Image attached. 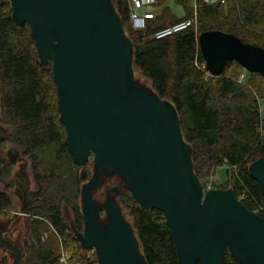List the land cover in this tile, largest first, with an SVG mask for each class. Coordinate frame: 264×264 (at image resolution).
<instances>
[{
	"label": "water",
	"instance_id": "water-1",
	"mask_svg": "<svg viewBox=\"0 0 264 264\" xmlns=\"http://www.w3.org/2000/svg\"><path fill=\"white\" fill-rule=\"evenodd\" d=\"M17 23L28 22L43 63L52 62L66 144L82 166L83 249L96 248L99 264H148L119 203L109 198L106 223L92 190L103 169L122 176L142 207L161 210L171 228L179 264H222L229 249L243 264H264V217L233 190H204L194 174L192 148L168 101L134 78L132 47L112 0H11ZM212 76L229 61L264 78V48L221 30L199 34ZM97 171L87 181L85 165ZM264 194V156L250 165ZM20 264L24 253L4 239ZM7 262V256L2 257Z\"/></svg>",
	"mask_w": 264,
	"mask_h": 264
},
{
	"label": "trees",
	"instance_id": "trees-1",
	"mask_svg": "<svg viewBox=\"0 0 264 264\" xmlns=\"http://www.w3.org/2000/svg\"><path fill=\"white\" fill-rule=\"evenodd\" d=\"M175 2L186 13L174 22L192 16L196 5L197 26L157 39L154 32L166 24L156 25L150 20L145 29H133L129 24V0H112L132 47V65L151 81L159 97L175 108L183 138L192 148L191 163L197 179L204 171L225 166L227 174L231 171L229 186L237 198L264 217V194L250 171V165L264 156V134L259 132L262 128L264 133L259 102L264 95V78L246 73L247 80H239L244 69L236 61L227 62L221 75L212 76L198 42L203 31L221 30L264 48V35L253 30L256 25L264 30V0H248L249 6L238 12L234 0L228 7L227 0L209 6L204 0ZM54 81L52 62H42L30 24L17 23L11 2L1 1L2 121L12 128L7 142L23 148L32 160L36 184L24 210L30 241L27 264H65L60 249L70 254L68 264H99L97 251L84 253L77 236L84 230L78 173L82 166L76 164L66 144L67 129L62 123ZM62 201L71 205L75 227L63 218ZM124 203L133 217L146 262L179 264L165 214L142 207L132 194ZM12 209L10 195L0 188V215ZM0 264H7L1 255ZM222 264L243 263L226 249Z\"/></svg>",
	"mask_w": 264,
	"mask_h": 264
},
{
	"label": "rangeland",
	"instance_id": "rangeland-1",
	"mask_svg": "<svg viewBox=\"0 0 264 264\" xmlns=\"http://www.w3.org/2000/svg\"><path fill=\"white\" fill-rule=\"evenodd\" d=\"M3 1H8L11 2V0H0V2ZM232 0H227V7L229 6V3ZM247 1L248 0H234L235 2V7H236V11H241L242 8H244L245 6H249L247 5ZM237 3V4H236ZM168 6V7H166ZM195 7V5H194ZM151 10L155 11L158 16L157 19H155L156 22H158V24H166L169 25L171 23H173L175 20L182 18L185 16V9L182 8V6L180 4H178L177 2H175V0H157L156 4L151 7ZM254 33H257L258 35H264V30L262 26L256 25L254 26ZM246 71V70H245ZM240 72V71H239ZM244 71H241L240 74H242ZM246 73H249L246 71ZM239 74V75H240ZM247 76V74H246ZM245 76L244 81L247 80ZM135 82L142 87V89H147L150 90L154 93L155 90L153 89L152 85H151V81L145 77L142 72L136 68H134V78ZM239 80H240V76H239ZM260 113H261V117L264 119V95L261 96L260 98ZM170 103V102H168ZM171 105V104H170ZM173 106V105H172ZM0 115L1 114V106H0ZM3 123V121H2ZM5 131L3 133L0 134L1 136H9L10 133L12 132V128L10 125H6L5 123H3ZM262 129V128H261ZM260 129V134H264L262 132V130ZM17 146V145H16ZM17 148L20 149V151L23 148H20V146H17ZM1 152V150H0ZM86 169H87V173L89 175V177L94 176L97 168L93 162V160H91L90 162L87 163L86 165ZM82 170V168L80 167L78 169V173H80ZM230 172H228L227 174V169L225 166H220V167H213L210 170L204 171L201 173L200 176H198V180L201 183L202 187L206 186V190L212 189V188H226L229 189V180H230ZM31 175V174H30ZM105 181L104 184L99 185L98 187H96L94 190H92V194L94 199L99 203V207H100V216L99 219L102 223H105L107 221V217H108V213L106 210V203L108 201L109 198H112V200H114L115 202L119 203V207L121 208V216L122 218L133 228V230L136 233V230L134 229V221H133V217L130 215L129 213V209L126 208L124 200L131 195V191L130 188L127 186L126 182L124 181V179L122 178V176H119V174H117L116 172L110 171L108 169L105 170L104 175L102 177ZM32 181V190H36V184H35V180L33 179V175L31 178ZM83 182H81L80 185V195H79V202L82 204V197H81V192H82V186H83ZM106 184L110 185V189L107 190L106 189ZM2 182H0V188L2 189ZM115 189V190H114ZM118 190V191H116ZM12 203H13V209L9 212L3 213V215H0V229H2L3 227H10L12 229V233L11 235V239L13 241V243L18 246L20 249H22L23 252V247L25 246L24 244V239L28 238L27 237V230H26V218L27 215L22 212L21 209V199H19L17 196H15V194H12V192L9 193ZM80 204V205H81ZM61 211H62V216L63 218L72 226L75 227L76 223H75V216H74V212L73 209L71 207L70 204H68L66 201H62L61 203ZM51 234V233H49ZM4 237V236H3ZM137 238V235H136ZM4 239H6L4 237ZM45 239L47 238V235H45ZM138 239V238H137ZM139 242V239H138ZM140 243V242H139ZM89 249L85 250L83 249L84 253H86L87 255L90 254L91 251L88 252ZM141 252L142 249L140 248ZM59 252V251H58ZM61 254L63 255V253H65L66 251L60 249ZM24 255L23 258L20 262V264H27V259H28V252H25L24 250ZM0 255L3 256H7V264H12L14 258H15V253L11 250H8L3 244L2 242H0Z\"/></svg>",
	"mask_w": 264,
	"mask_h": 264
},
{
	"label": "flooded vegetation",
	"instance_id": "flooded-vegetation-1",
	"mask_svg": "<svg viewBox=\"0 0 264 264\" xmlns=\"http://www.w3.org/2000/svg\"><path fill=\"white\" fill-rule=\"evenodd\" d=\"M3 123H2V116L0 115V134L5 131ZM7 138H9L8 135L0 137V150H1L0 152V182H2L3 184L2 190L4 192L8 194L12 192V194H15V196L21 199V202H22L21 209H22V212H24L26 206L30 202L31 195L34 192V190H32V181H31V178L33 175L32 160L27 157V155L24 152V149L20 151V149L17 148L18 145L16 146V144L14 143H8ZM105 170L106 169H103L102 176L104 175ZM90 178L91 177H89L88 175L87 181ZM33 179H34V175H33ZM104 183L105 181L102 184ZM110 187H111L110 185L106 184L107 190H109ZM99 215H100V207H99ZM0 230H2V235L6 239L10 240L11 243H13L11 239V235H10L12 233V229L6 226ZM26 230H27V227H26ZM23 241L25 244V246L23 247L24 248L23 252L24 250L25 252H28L30 241L28 238H25Z\"/></svg>",
	"mask_w": 264,
	"mask_h": 264
},
{
	"label": "built area",
	"instance_id": "built-area-1",
	"mask_svg": "<svg viewBox=\"0 0 264 264\" xmlns=\"http://www.w3.org/2000/svg\"><path fill=\"white\" fill-rule=\"evenodd\" d=\"M157 0H129V10H130V23L133 29L136 30H142L147 27V24L150 20L155 18V13L151 10V7H153L156 4ZM204 3L209 5H216V4H224L225 0H204ZM195 5L194 12L192 16L188 18H184L182 20L176 21L174 23H171L169 25L163 26L161 28H158L153 36L154 38L161 39L164 37H167L169 35H172L174 33L186 30L192 26H197V12ZM246 71L242 74H240V79H245ZM256 213V212H255ZM91 252L96 251V248H91ZM70 258V254L68 252L63 253L61 257V261L63 263H67Z\"/></svg>",
	"mask_w": 264,
	"mask_h": 264
},
{
	"label": "crops",
	"instance_id": "crops-1",
	"mask_svg": "<svg viewBox=\"0 0 264 264\" xmlns=\"http://www.w3.org/2000/svg\"><path fill=\"white\" fill-rule=\"evenodd\" d=\"M166 7H168V6H166ZM153 12L155 13V18L152 19V22L156 23V25H164V24H158V22L155 21V19H157L158 14L154 10H153Z\"/></svg>",
	"mask_w": 264,
	"mask_h": 264
}]
</instances>
